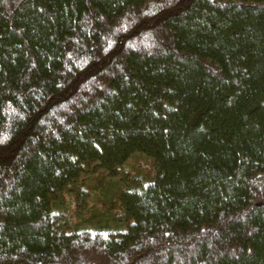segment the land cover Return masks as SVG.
I'll return each mask as SVG.
<instances>
[{"label":"trees","instance_id":"trees-1","mask_svg":"<svg viewBox=\"0 0 264 264\" xmlns=\"http://www.w3.org/2000/svg\"><path fill=\"white\" fill-rule=\"evenodd\" d=\"M134 151L121 220L61 213ZM0 264H264V0H0Z\"/></svg>","mask_w":264,"mask_h":264},{"label":"rangeland","instance_id":"rangeland-1","mask_svg":"<svg viewBox=\"0 0 264 264\" xmlns=\"http://www.w3.org/2000/svg\"><path fill=\"white\" fill-rule=\"evenodd\" d=\"M119 175H110L96 165H88L80 174L78 185L80 194L74 191L62 193L58 209L76 226L104 228L122 219L121 207L117 199L119 181L128 177L143 180L153 173L152 160L139 151L132 152L122 163Z\"/></svg>","mask_w":264,"mask_h":264}]
</instances>
